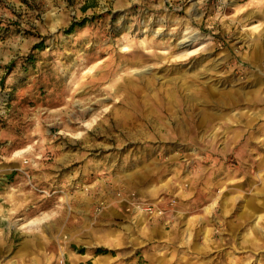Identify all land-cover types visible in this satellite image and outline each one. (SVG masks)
I'll use <instances>...</instances> for the list:
<instances>
[{
  "label": "rangeland",
  "instance_id": "1",
  "mask_svg": "<svg viewBox=\"0 0 264 264\" xmlns=\"http://www.w3.org/2000/svg\"><path fill=\"white\" fill-rule=\"evenodd\" d=\"M96 258L264 264V0H0V264Z\"/></svg>",
  "mask_w": 264,
  "mask_h": 264
},
{
  "label": "crops",
  "instance_id": "2",
  "mask_svg": "<svg viewBox=\"0 0 264 264\" xmlns=\"http://www.w3.org/2000/svg\"><path fill=\"white\" fill-rule=\"evenodd\" d=\"M95 262H98L97 264H101L102 260H101V259H99V258H96V259H95ZM105 262H106V261H104V263H103V264H105ZM95 264H96V263H95ZM151 264H155V262H154V261H152V262H151ZM163 264H164V263H163Z\"/></svg>",
  "mask_w": 264,
  "mask_h": 264
},
{
  "label": "built area",
  "instance_id": "3",
  "mask_svg": "<svg viewBox=\"0 0 264 264\" xmlns=\"http://www.w3.org/2000/svg\"><path fill=\"white\" fill-rule=\"evenodd\" d=\"M140 210H141V211H150V212H151V208H150V207H146V208H143V207H142Z\"/></svg>",
  "mask_w": 264,
  "mask_h": 264
},
{
  "label": "bare ground",
  "instance_id": "4",
  "mask_svg": "<svg viewBox=\"0 0 264 264\" xmlns=\"http://www.w3.org/2000/svg\"><path fill=\"white\" fill-rule=\"evenodd\" d=\"M189 41H191V40H189ZM256 195H257V194H256ZM138 209H140V207H139Z\"/></svg>",
  "mask_w": 264,
  "mask_h": 264
}]
</instances>
